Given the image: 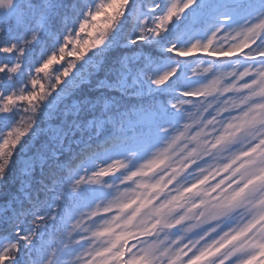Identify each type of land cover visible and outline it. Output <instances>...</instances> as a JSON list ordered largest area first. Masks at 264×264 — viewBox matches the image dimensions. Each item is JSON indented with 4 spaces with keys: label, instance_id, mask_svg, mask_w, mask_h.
<instances>
[{
    "label": "snow or ice",
    "instance_id": "obj_1",
    "mask_svg": "<svg viewBox=\"0 0 264 264\" xmlns=\"http://www.w3.org/2000/svg\"><path fill=\"white\" fill-rule=\"evenodd\" d=\"M59 7L0 0V116L24 114L0 135V183L41 104L117 25L142 49L124 67L153 103L112 141L118 154L25 160L0 193V264H264V0L84 3L38 58Z\"/></svg>",
    "mask_w": 264,
    "mask_h": 264
},
{
    "label": "trees",
    "instance_id": "obj_2",
    "mask_svg": "<svg viewBox=\"0 0 264 264\" xmlns=\"http://www.w3.org/2000/svg\"><path fill=\"white\" fill-rule=\"evenodd\" d=\"M95 2L60 0L54 21L39 29L42 39L35 42L36 56L42 59L48 52L55 50L65 32L74 29L81 16L78 5H94ZM131 39V28L117 25L108 34L104 44L80 60L52 96L41 104L32 133L18 145L6 181L0 183V193L11 192L16 188L21 166L34 153L48 155V165L52 166L53 159L66 161L85 149L96 151L97 158L109 150L118 151L120 145L114 146L112 141L116 138L123 140L130 132L129 118H134V113L153 103L148 82L143 78L136 79V70L129 72L124 67L125 63L142 51L130 42ZM166 67L161 62L152 74L156 75L166 70ZM81 102L90 107H85L73 116ZM66 110L67 117L64 115ZM23 115L19 111L15 116H0V135ZM76 123L80 124L83 131L75 130ZM97 124H102L99 130L95 127ZM85 125H88L87 128ZM53 152L63 154L51 157ZM34 175L39 176V171Z\"/></svg>",
    "mask_w": 264,
    "mask_h": 264
},
{
    "label": "rangeland",
    "instance_id": "obj_3",
    "mask_svg": "<svg viewBox=\"0 0 264 264\" xmlns=\"http://www.w3.org/2000/svg\"><path fill=\"white\" fill-rule=\"evenodd\" d=\"M97 3V0H96V2L94 3V5ZM120 148V147H119ZM119 148H118V151H115V150H109V151H107V153L104 155V156H102V157H100V158H98V159H103V158H105V157H107V156H109V155H114V154H118L119 153Z\"/></svg>",
    "mask_w": 264,
    "mask_h": 264
}]
</instances>
